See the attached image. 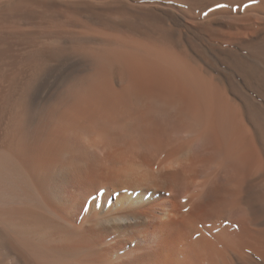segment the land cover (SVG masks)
Returning <instances> with one entry per match:
<instances>
[{
  "label": "bare ground",
  "instance_id": "1",
  "mask_svg": "<svg viewBox=\"0 0 264 264\" xmlns=\"http://www.w3.org/2000/svg\"><path fill=\"white\" fill-rule=\"evenodd\" d=\"M0 264H264V0H0Z\"/></svg>",
  "mask_w": 264,
  "mask_h": 264
},
{
  "label": "snow or ice",
  "instance_id": "2",
  "mask_svg": "<svg viewBox=\"0 0 264 264\" xmlns=\"http://www.w3.org/2000/svg\"><path fill=\"white\" fill-rule=\"evenodd\" d=\"M253 2H255V0H253ZM247 6H248V5H245V7H247ZM216 7H217V8H222V7H228V5H226V4H218ZM206 14H207V13H205V15H206ZM102 194H103L102 191L97 192L96 196L93 197V199H98ZM185 211H187V209H185Z\"/></svg>",
  "mask_w": 264,
  "mask_h": 264
}]
</instances>
